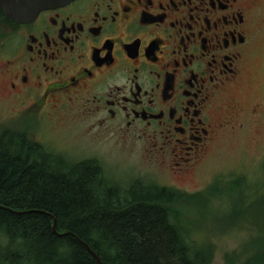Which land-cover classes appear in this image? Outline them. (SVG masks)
<instances>
[{"label":"flooded vegetation","instance_id":"1","mask_svg":"<svg viewBox=\"0 0 264 264\" xmlns=\"http://www.w3.org/2000/svg\"><path fill=\"white\" fill-rule=\"evenodd\" d=\"M263 54L264 0H73L26 23L0 11V104L96 118L87 133L184 179L264 116Z\"/></svg>","mask_w":264,"mask_h":264},{"label":"trees","instance_id":"2","mask_svg":"<svg viewBox=\"0 0 264 264\" xmlns=\"http://www.w3.org/2000/svg\"><path fill=\"white\" fill-rule=\"evenodd\" d=\"M223 192L187 195L140 181L122 188L97 161L71 163L23 128L0 126V264H97L83 244L102 264H211L181 206L205 207ZM252 256L245 264L259 261Z\"/></svg>","mask_w":264,"mask_h":264},{"label":"rangeland","instance_id":"3","mask_svg":"<svg viewBox=\"0 0 264 264\" xmlns=\"http://www.w3.org/2000/svg\"><path fill=\"white\" fill-rule=\"evenodd\" d=\"M260 63L264 64V54ZM22 108L0 104V126L23 128L37 143L71 163L97 161L106 178L122 188L140 181L187 195L202 194L210 186L223 189V194L210 196L205 207L181 206L190 238L199 245H209L211 264H245L252 254L259 261L251 264H259V240L264 231V116L250 118L241 132L221 138L195 170L184 179H177L168 167L162 168L145 158L140 144L132 147L119 143L98 135L97 130L87 133L96 118L54 120L31 113L18 116ZM237 222L240 223L235 225ZM254 248L259 249L256 254Z\"/></svg>","mask_w":264,"mask_h":264},{"label":"water","instance_id":"4","mask_svg":"<svg viewBox=\"0 0 264 264\" xmlns=\"http://www.w3.org/2000/svg\"><path fill=\"white\" fill-rule=\"evenodd\" d=\"M71 1L73 0H0V11L13 22L26 23L35 19L43 10L60 7ZM53 232L56 233L55 221L53 223ZM83 245L95 262L102 264L98 256L87 245Z\"/></svg>","mask_w":264,"mask_h":264},{"label":"bare ground","instance_id":"5","mask_svg":"<svg viewBox=\"0 0 264 264\" xmlns=\"http://www.w3.org/2000/svg\"><path fill=\"white\" fill-rule=\"evenodd\" d=\"M89 247V246H88ZM95 253V252H94ZM4 260V259H3Z\"/></svg>","mask_w":264,"mask_h":264}]
</instances>
